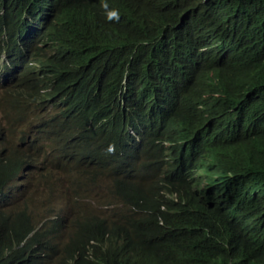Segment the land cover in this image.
I'll list each match as a JSON object with an SVG mask.
<instances>
[{"label": "trees", "instance_id": "trees-1", "mask_svg": "<svg viewBox=\"0 0 264 264\" xmlns=\"http://www.w3.org/2000/svg\"><path fill=\"white\" fill-rule=\"evenodd\" d=\"M217 11L242 23L237 41L250 46L229 47L235 78L225 72L219 88L204 83L193 36ZM25 12L36 16L21 32ZM138 41L149 42L134 60L158 111L190 130L174 167L143 152L114 166L108 146L88 153L104 138L98 114L36 82L75 80L86 97L97 86L115 99L136 74L123 66ZM0 67V264H264V0H0Z\"/></svg>", "mask_w": 264, "mask_h": 264}, {"label": "clouds", "instance_id": "clouds-1", "mask_svg": "<svg viewBox=\"0 0 264 264\" xmlns=\"http://www.w3.org/2000/svg\"><path fill=\"white\" fill-rule=\"evenodd\" d=\"M208 1V0H206ZM8 5L4 4V7ZM224 6V5H223ZM17 11L19 12V8ZM76 8V4L66 5V12H71ZM104 8L108 9V5L104 4ZM20 13V12H19ZM69 15V14H68ZM67 16V15H62ZM84 17V14H82ZM47 17L44 16L47 24ZM208 18H211L206 28L198 33L193 34L197 40V45L204 53L206 63L204 70L207 72L205 81L211 86L221 85L225 82V72L227 77L233 82L235 71L229 68L226 61V54H232L233 50L229 47H238L239 50L250 51L248 43L240 44L237 39L242 35L243 25L236 17L227 18L224 12H213ZM107 19L109 21L120 19L118 9L107 11ZM54 19H51L49 26L53 27ZM34 24L31 13L25 12L19 18V30L22 32L24 27ZM212 25L213 27H208ZM160 35L169 44H174L176 33L171 28L161 29ZM49 42H40L38 45L46 46ZM141 44H149L146 41H138L131 52L129 60L123 66V70L135 72V76L121 77L120 83L116 87V98L107 99L105 95L101 96L99 87L92 89L89 97L84 96V86L79 81H66L55 79L51 81H43L42 87L55 93L63 99H78L79 108L85 112L98 114V130L104 135L101 140L91 139L86 146V151L90 154L104 157L100 148L108 146V152L115 151L113 156L104 157L111 164L123 167L127 161L137 164L140 161L139 153L143 152L144 157H148L153 165L174 167L179 157L185 154L190 146V130L184 121V117L176 115L177 113L166 114L158 111L154 103V96L151 90L144 86V81L150 79L149 70H145L139 60H134L137 48ZM240 44V45H239ZM116 49L113 54H116ZM26 56L29 53L26 51ZM32 64L41 63L33 60ZM0 75L2 69L0 67ZM211 78V80H207ZM38 82V81H36ZM93 82L86 83L88 87ZM155 84V79L152 81ZM219 88V87H218ZM101 96L102 101L95 103H87L86 98H94ZM93 100V99H92ZM142 140V145L136 151L138 143ZM121 148V150H120Z\"/></svg>", "mask_w": 264, "mask_h": 264}, {"label": "bare ground", "instance_id": "bare-ground-1", "mask_svg": "<svg viewBox=\"0 0 264 264\" xmlns=\"http://www.w3.org/2000/svg\"><path fill=\"white\" fill-rule=\"evenodd\" d=\"M47 6H48V5H46L45 7H47ZM38 12H39L38 15H37V16H38V19L41 20L42 17L46 15V12L44 11V8H43V10H42V9H41V10H38ZM35 16H36V14H33V15H32V18H35ZM41 23H42V22L40 21L39 24H41ZM34 26H36V25H34ZM37 83H38V86H42L43 81H38Z\"/></svg>", "mask_w": 264, "mask_h": 264}]
</instances>
